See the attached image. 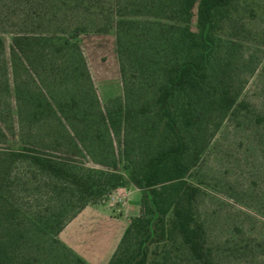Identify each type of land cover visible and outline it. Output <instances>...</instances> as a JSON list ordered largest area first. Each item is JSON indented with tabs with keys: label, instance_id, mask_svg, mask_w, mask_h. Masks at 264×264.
<instances>
[{
	"label": "trees",
	"instance_id": "16d2710c",
	"mask_svg": "<svg viewBox=\"0 0 264 264\" xmlns=\"http://www.w3.org/2000/svg\"><path fill=\"white\" fill-rule=\"evenodd\" d=\"M58 1L65 17L77 20L74 31L79 34L90 24L99 32L115 29L125 103L98 109V130H93L91 113L80 118L84 140L101 139L106 145L98 168L28 146L0 149V216L10 217L7 203L17 167L28 164L50 179L47 195L59 196L54 211L36 214L39 230L58 240L77 263L91 264L61 240V233L86 207L131 185L142 194L140 215L129 221L107 264H182L183 259L186 264H220L198 211L201 190L193 177L223 121L231 114H254L241 99L240 59L232 53L241 35L251 32L241 13L251 14L253 0ZM64 41L78 49L72 37ZM33 104L35 118L53 113L60 124L80 106L76 99L60 102L61 118L48 101ZM76 126L72 130L77 133ZM249 248L264 250V244L241 250ZM17 254L0 240V264H12Z\"/></svg>",
	"mask_w": 264,
	"mask_h": 264
},
{
	"label": "rangeland",
	"instance_id": "374dc122",
	"mask_svg": "<svg viewBox=\"0 0 264 264\" xmlns=\"http://www.w3.org/2000/svg\"><path fill=\"white\" fill-rule=\"evenodd\" d=\"M63 7L58 0H0V149L28 146L98 168L106 145L95 135L84 140L80 118L84 112L91 113L93 130H98L102 126L98 109L124 106L116 31L99 32L90 24L79 34L74 31L77 20L70 15L66 18ZM251 7V14L241 13L251 32L241 35L243 40L232 53L240 59L236 72L241 76V99L251 105L254 114H231L223 121L193 177L201 190L198 211L209 244L218 249L220 264H264V250H241L247 244H264V0H253ZM227 32L231 34L230 29ZM68 37L77 42L78 49L66 46ZM72 99L80 106L69 114L70 121L60 124L53 113L44 114L42 120L35 118L33 102L48 101L64 118L58 104ZM254 115L263 122H257ZM17 170L15 190L7 203L10 217L0 216L1 243L18 253L12 264H80L36 225L39 211L52 212L59 203V196L47 195L50 179L26 163ZM134 188L120 187L105 201L88 207L130 221L141 209L142 194ZM87 213L79 216L70 231L83 228L79 238L86 247L72 249L90 263L87 258L94 244L95 252L104 254L111 237H106L107 224ZM61 240L65 242V235ZM186 263L183 259L182 264Z\"/></svg>",
	"mask_w": 264,
	"mask_h": 264
},
{
	"label": "crops",
	"instance_id": "0c3cea01",
	"mask_svg": "<svg viewBox=\"0 0 264 264\" xmlns=\"http://www.w3.org/2000/svg\"><path fill=\"white\" fill-rule=\"evenodd\" d=\"M134 189H136L135 192L139 191L137 188H134ZM86 212H88L87 214H90V216H96L98 218H101L103 220V222H105L107 224L108 236H106V237H109V235L111 237L108 241V247H107L106 251L104 252V254H102V252L96 253L97 251L95 252V250H97L98 247L96 246V244H94V246L91 245V246H93L91 248L92 252L91 251L89 252L87 250L90 253L89 255L87 254L89 257L87 259H89L91 264H107L109 262L110 258L112 257L113 253L115 252V250H116V248H117V246H118V244H119V242L123 236V233H124V231L128 225L129 220H125L124 218H118V217L110 216L107 214V212L105 213L104 211H102L101 209L96 208V207H87L61 233V236L65 235V243L73 249H79L80 248V250L83 251V247H86L84 243H82L83 245L81 244V239L79 238V234L83 231V228H78L75 230L73 229L70 231V229L72 228L75 221L78 220L79 216H81L82 214H84ZM137 215H132V216L134 217ZM92 227L93 226L90 227V231H91V232H89L90 235L93 234L94 229Z\"/></svg>",
	"mask_w": 264,
	"mask_h": 264
}]
</instances>
